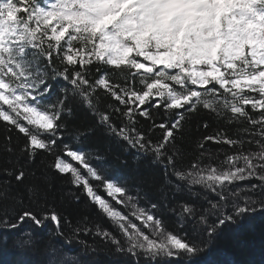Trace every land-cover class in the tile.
Masks as SVG:
<instances>
[{
	"label": "snow or ice",
	"instance_id": "6c2138e0",
	"mask_svg": "<svg viewBox=\"0 0 264 264\" xmlns=\"http://www.w3.org/2000/svg\"><path fill=\"white\" fill-rule=\"evenodd\" d=\"M93 68L99 73L95 79ZM116 75L123 83L113 79ZM99 89L123 107L109 104L108 111L101 110ZM81 104L97 124L77 130L78 142L102 127L138 156L153 155L166 177L171 170L177 191L184 189L199 197L193 191L199 186L216 197L204 195L199 203L169 206L162 190L164 207L175 215L184 235L169 231L152 210L138 206L139 193L131 195L126 183L109 178L92 163L102 161V156L64 143L65 118ZM161 107L175 119L153 124L163 130V139L153 143L151 129H138L136 117L151 120L150 109ZM202 109L228 124L247 122L249 127L239 131L254 139H233L217 132L204 137V142L227 144L239 151L226 155L219 165H202L197 158L191 168H177L176 153L168 155L169 146L190 115ZM113 113L122 118L119 127L113 123ZM0 121L25 138L18 150L10 143L12 138H6L5 150L15 159H10L13 168L5 172L26 189L29 201L46 200L50 184L46 174L41 182L26 184L35 173L19 162L24 158L31 164L41 152L47 153L55 157L49 167L69 175L73 186L120 233L117 237L95 226L96 235L109 241L116 253L130 255L135 264L141 258L143 264H174L177 259L182 264H200L202 254L230 239L241 229V221L264 209V0H0ZM245 143L255 144L257 150H244ZM61 145L64 155L80 168L57 155ZM253 179L258 183L240 187V182ZM99 186L130 211L114 208L98 193ZM9 188L0 190V229L18 230L23 223L39 228L52 222L56 234H62L66 217L52 209L34 213L22 208L21 193L10 194ZM71 195L79 201L78 195ZM89 231L84 217L65 242ZM189 235L191 239L186 238ZM35 244L31 233L12 241L20 250L22 264ZM7 246L8 237H0V248ZM47 255V264H70L52 245ZM77 264L93 261L78 260Z\"/></svg>",
	"mask_w": 264,
	"mask_h": 264
},
{
	"label": "trees",
	"instance_id": "16d2710c",
	"mask_svg": "<svg viewBox=\"0 0 264 264\" xmlns=\"http://www.w3.org/2000/svg\"><path fill=\"white\" fill-rule=\"evenodd\" d=\"M98 75L99 73H96L93 68L92 79L97 78ZM113 79L123 83V79L119 75L114 76ZM97 94L101 97V110L108 111L107 105L109 104L123 107L118 105V102L112 97L107 96L103 89H99ZM52 99L54 101L56 96L53 95ZM150 110L153 113V119L149 120L137 115V127L145 132L151 129L149 138L153 143H157L163 139V130L159 127L154 128L153 124L172 121L175 119V115L165 113L163 107ZM247 110L251 112L250 106ZM253 115L257 114L253 113ZM65 119L64 143L69 144L74 149L84 148L86 151H90L94 157L97 154L102 156V161L93 159L92 163L102 167L109 178L126 183L131 195L136 196L139 193L138 206L146 210H152L164 221L169 231L179 232L181 235L185 234L178 227L175 215L169 213L164 207L162 190L167 194L166 203L169 206H173L178 202L199 203L200 198L204 195H207L209 199H216L212 193H205L199 186L193 188L194 192L200 194L199 197L190 196L189 192L184 189L177 191L175 185L178 182L171 175V170H169L166 177L164 167L154 162L153 155L138 156L137 152L128 147L124 141L107 135L102 127H97L93 135L81 138V141L78 142L75 139L77 130L82 131L97 124L96 117L82 104L75 105L73 115ZM121 122L122 118H119V114L113 113V123L119 127ZM205 123H207V127H204ZM10 127H6L5 122L0 121V190L10 185V194H15L17 191L21 193L22 208H30L34 213H40L42 209L44 211L52 209L66 217L68 222H62L61 235L56 234L57 229L52 222H46V226L39 228L34 227L31 223H23L18 230L0 229V237H8V246L0 248V264H22L20 250L12 246V241L16 238L25 237V233H31L36 244L34 250L24 258L23 264H47L49 245L54 246L58 253L66 258L70 264H77L78 260L85 259L92 260L93 264H135L130 255L126 257L123 254L116 253L114 246L109 241L96 235L95 226L99 225L102 229H107L120 237V233L98 211L97 207L90 203L81 189L73 186L69 175H60L49 167L55 159L54 156L41 152L31 164H26L24 158L20 160L21 165L26 167L28 171L35 173L34 176L27 177L26 184L31 186L33 183L41 182L42 174L47 175L50 184L46 200H41L38 203L29 201L25 194L26 189L15 180L14 175L9 176L5 172V169L11 170L13 168L10 159H15L14 156L10 157V154L5 150V145L9 143L6 138L9 136L12 138L10 143L17 150L25 143L22 134H19L14 128L9 130ZM245 127H249L247 122L228 124L223 119H218L216 114L202 109L200 112L190 115L183 130L176 134L174 145L169 146L168 155H172L175 151V166L185 170L191 168L192 164L197 162V158H201L202 165H219L226 155H231L239 149L230 148L227 144L213 143L211 140L204 142V137L215 136L217 132L223 131L233 139L239 136H244L245 139H254L239 131ZM201 142H204L203 148L200 147ZM244 150L256 151L257 148L255 144L245 143ZM202 153L203 156L201 157ZM57 155L66 159L74 167H81L80 164L67 159L62 150V145ZM166 180H171L172 183L166 184ZM92 183L94 185L99 184L97 181H92ZM248 183H258V181L253 179L250 182H240V187H244ZM97 191L102 197L108 199L114 208L125 213L130 211V209L117 204L108 197L103 186H99ZM72 193L79 196V201L73 199ZM9 204L11 205V201H9ZM152 204H158L159 208L152 209ZM205 206H207L206 203ZM20 210L21 208H17V211ZM84 217H87V227L91 231L77 233L74 240L66 243V239L72 236L73 229L77 227V222L83 221ZM135 222L138 225L140 224L139 221ZM241 225V229L234 232L230 239L217 242L215 246L202 254L199 257L200 264H264V209H259L251 214V216L241 221ZM83 226V224L80 225V227ZM186 238L191 239V236L189 235ZM140 264H143V258H141ZM174 264H182V262L177 259Z\"/></svg>",
	"mask_w": 264,
	"mask_h": 264
},
{
	"label": "rangeland",
	"instance_id": "374dc122",
	"mask_svg": "<svg viewBox=\"0 0 264 264\" xmlns=\"http://www.w3.org/2000/svg\"><path fill=\"white\" fill-rule=\"evenodd\" d=\"M109 203H111V202H109Z\"/></svg>",
	"mask_w": 264,
	"mask_h": 264
}]
</instances>
